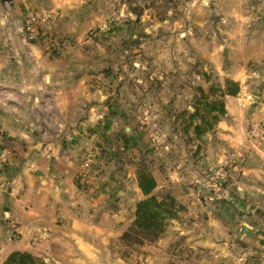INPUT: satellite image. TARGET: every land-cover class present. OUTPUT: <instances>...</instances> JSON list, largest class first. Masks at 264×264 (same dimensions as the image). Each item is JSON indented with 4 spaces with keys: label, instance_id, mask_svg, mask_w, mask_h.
Returning <instances> with one entry per match:
<instances>
[{
    "label": "rangeland",
    "instance_id": "1",
    "mask_svg": "<svg viewBox=\"0 0 264 264\" xmlns=\"http://www.w3.org/2000/svg\"><path fill=\"white\" fill-rule=\"evenodd\" d=\"M74 3L72 12L60 16L47 0L37 1L38 6L23 16L14 11L12 0H0V58L9 62L11 48L19 42L36 47L25 53L26 85H31L33 95L20 102L13 99L19 97L13 94L16 89L0 85V98L20 102L13 113L27 120L34 142L57 141L63 155L75 160L78 188L92 189V194L106 188L98 212L106 211L116 220L114 227L123 231L98 254L104 264H263L264 245L243 238L235 242L238 262L231 255L221 259L211 254L207 261L178 233L168 236L167 228L152 243L126 245L120 239L131 224L135 204L143 199L135 190L140 168L155 178L153 195L158 198L171 194L181 205L180 200L197 205V214H205L201 209L218 201L229 208V183L243 158L242 144L224 146L215 129L196 139L189 118L196 107L203 108L198 89L220 85L231 65L232 48L219 49L226 70L221 74L204 56L225 44L226 23L218 25L223 16L215 14L207 0ZM43 11L51 13L50 20L34 31L33 40L24 42L25 18ZM44 56L48 73L42 75L39 57ZM260 77L264 82V72ZM263 115L249 126L248 140L264 137V132L250 134L252 127L261 125ZM36 142L32 146L39 145ZM224 160L226 191L217 199L211 176Z\"/></svg>",
    "mask_w": 264,
    "mask_h": 264
},
{
    "label": "crops",
    "instance_id": "2",
    "mask_svg": "<svg viewBox=\"0 0 264 264\" xmlns=\"http://www.w3.org/2000/svg\"><path fill=\"white\" fill-rule=\"evenodd\" d=\"M37 1L12 0V4L16 13L25 16L38 6ZM74 1L78 0L47 3L61 16L73 11ZM213 1L210 6L215 7V14L223 16L218 25L226 23L222 38L225 44L204 56L221 74L226 70L222 68L219 49L232 48L231 65L223 75L240 88L236 96L224 97L226 114L215 132L226 147L238 148L242 144L243 158L233 168L236 173L229 183V208L218 201L212 208H202L205 214H197V205L180 200L185 210L169 222L167 235L178 233L189 241L192 250L205 254L207 261L211 254L221 259L231 255L238 262L240 249L235 242L239 244V239L264 245V137L247 139L249 126L264 114V82L260 77L264 72V0ZM19 43L11 48L9 62L0 58V85L16 89L13 94L19 97L13 99L25 102L27 96L33 95L31 85H26L25 53L32 49L35 52L36 47ZM39 58L40 73L47 74V59ZM248 63L253 65L248 67ZM19 103L2 102L0 98V150L8 151L7 161L0 165V264L12 252H26L50 264H104L98 254H103L105 244L123 231L114 227L116 220L108 218L106 211L100 215L106 188L96 194L91 193L92 189L78 188L75 160L63 155L57 141H35L39 145L32 146L35 142L27 133V120L13 113ZM135 190L139 192L137 185ZM217 210L219 214H213Z\"/></svg>",
    "mask_w": 264,
    "mask_h": 264
},
{
    "label": "trees",
    "instance_id": "3",
    "mask_svg": "<svg viewBox=\"0 0 264 264\" xmlns=\"http://www.w3.org/2000/svg\"><path fill=\"white\" fill-rule=\"evenodd\" d=\"M139 14L140 12L137 13V15ZM239 90V84L229 79L225 80L223 85H211L207 90L198 89L199 101L201 104L203 103V108L196 107L189 116L196 139L214 131L220 119L226 114L224 97H234L239 93ZM210 98L212 99L209 100ZM194 119H197L199 123H193ZM136 182L143 199L135 204L131 224L121 235L120 239L126 245H143L145 242L157 241L165 233L168 223L178 219L179 214L185 210L171 194L167 193L161 198L153 195L156 181L148 170L138 169ZM3 264L48 263L26 252H12Z\"/></svg>",
    "mask_w": 264,
    "mask_h": 264
},
{
    "label": "built area",
    "instance_id": "4",
    "mask_svg": "<svg viewBox=\"0 0 264 264\" xmlns=\"http://www.w3.org/2000/svg\"><path fill=\"white\" fill-rule=\"evenodd\" d=\"M51 18V13L48 11L43 12H32L28 14L23 23V28L21 29L22 37L24 42H30L34 39V31L37 30L38 27L46 24ZM261 131V132H260ZM264 132V115L261 121L260 126L252 127L250 134L251 136H255L258 133ZM3 136V131L0 127V138ZM8 151L6 149L0 150V165L7 161ZM228 164V160H224L223 163L216 168L214 173L211 176V179H214L213 190L217 193L216 198L220 199L224 196L226 191V165Z\"/></svg>",
    "mask_w": 264,
    "mask_h": 264
}]
</instances>
